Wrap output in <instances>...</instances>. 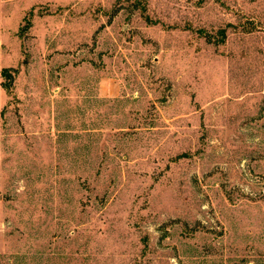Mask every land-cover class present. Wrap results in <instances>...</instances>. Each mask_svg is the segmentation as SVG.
I'll return each instance as SVG.
<instances>
[{
	"label": "rangeland",
	"instance_id": "374dc122",
	"mask_svg": "<svg viewBox=\"0 0 264 264\" xmlns=\"http://www.w3.org/2000/svg\"><path fill=\"white\" fill-rule=\"evenodd\" d=\"M0 264H264V0H0Z\"/></svg>",
	"mask_w": 264,
	"mask_h": 264
},
{
	"label": "trees",
	"instance_id": "16d2710c",
	"mask_svg": "<svg viewBox=\"0 0 264 264\" xmlns=\"http://www.w3.org/2000/svg\"><path fill=\"white\" fill-rule=\"evenodd\" d=\"M220 33L222 35H225V29H221L220 30ZM1 76L5 78L6 81H3L2 82V86L5 87V88H9L10 87V80H11V70L8 69V68H3L1 70ZM7 82V83H6Z\"/></svg>",
	"mask_w": 264,
	"mask_h": 264
}]
</instances>
